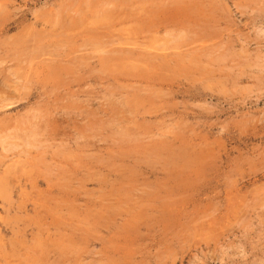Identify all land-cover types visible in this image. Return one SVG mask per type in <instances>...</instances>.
Segmentation results:
<instances>
[{
    "label": "rangeland",
    "instance_id": "1",
    "mask_svg": "<svg viewBox=\"0 0 264 264\" xmlns=\"http://www.w3.org/2000/svg\"><path fill=\"white\" fill-rule=\"evenodd\" d=\"M0 264H264V0H0Z\"/></svg>",
    "mask_w": 264,
    "mask_h": 264
}]
</instances>
